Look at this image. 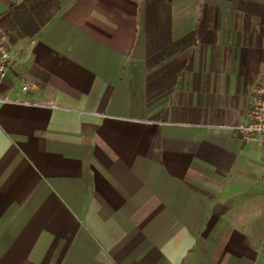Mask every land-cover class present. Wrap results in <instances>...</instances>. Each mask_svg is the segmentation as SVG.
<instances>
[{"label":"crops","instance_id":"0c3cea01","mask_svg":"<svg viewBox=\"0 0 264 264\" xmlns=\"http://www.w3.org/2000/svg\"><path fill=\"white\" fill-rule=\"evenodd\" d=\"M0 264H264V0H0ZM25 85L30 88L23 90Z\"/></svg>","mask_w":264,"mask_h":264},{"label":"built area","instance_id":"2783aa9c","mask_svg":"<svg viewBox=\"0 0 264 264\" xmlns=\"http://www.w3.org/2000/svg\"><path fill=\"white\" fill-rule=\"evenodd\" d=\"M13 64V57L8 43V36L0 24V87L7 78V73ZM30 86L25 85L24 91ZM3 103H24L21 101H10L0 96ZM243 139L244 142H251L264 150V75L260 84L252 92V105L247 115V121L231 127Z\"/></svg>","mask_w":264,"mask_h":264}]
</instances>
